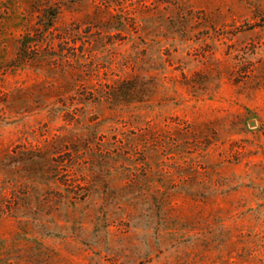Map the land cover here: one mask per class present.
<instances>
[{"label": "rangeland", "instance_id": "1", "mask_svg": "<svg viewBox=\"0 0 264 264\" xmlns=\"http://www.w3.org/2000/svg\"><path fill=\"white\" fill-rule=\"evenodd\" d=\"M0 264H264V0H0Z\"/></svg>", "mask_w": 264, "mask_h": 264}, {"label": "trees", "instance_id": "2", "mask_svg": "<svg viewBox=\"0 0 264 264\" xmlns=\"http://www.w3.org/2000/svg\"><path fill=\"white\" fill-rule=\"evenodd\" d=\"M51 26V25H50Z\"/></svg>", "mask_w": 264, "mask_h": 264}]
</instances>
